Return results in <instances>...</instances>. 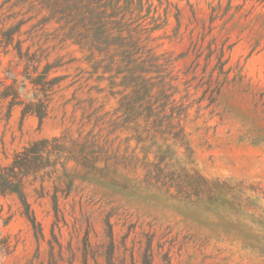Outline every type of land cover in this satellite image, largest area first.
<instances>
[{
    "label": "rangeland",
    "instance_id": "obj_1",
    "mask_svg": "<svg viewBox=\"0 0 264 264\" xmlns=\"http://www.w3.org/2000/svg\"><path fill=\"white\" fill-rule=\"evenodd\" d=\"M128 1L157 57L139 90L42 0H0V27L61 78L41 125L0 104V165L35 139L64 146L60 177L25 181L35 225L0 197V264H264V0ZM21 71L0 47V79ZM180 168L233 189L178 194L159 170Z\"/></svg>",
    "mask_w": 264,
    "mask_h": 264
},
{
    "label": "trees",
    "instance_id": "obj_2",
    "mask_svg": "<svg viewBox=\"0 0 264 264\" xmlns=\"http://www.w3.org/2000/svg\"><path fill=\"white\" fill-rule=\"evenodd\" d=\"M41 3L50 20L55 19L63 28H67L68 38L81 51H87L91 58L96 53H102L111 64L117 59L116 66L125 67V79L135 81V89L146 85L157 57L146 48L148 37L144 36L141 24L133 19L132 3L128 0H42ZM19 36L18 28L0 27V47L4 53L13 51L17 65L22 66L23 76L20 81L14 76L10 83L5 82L6 78L0 79V104L6 107L7 116L14 106H19L23 115L36 116L41 125L48 114L53 89L61 78L52 75L57 65L36 50L31 51L29 46L23 47V40ZM136 80L143 84H138ZM27 85L31 87L29 91L26 90ZM23 91L30 92L29 97L21 98ZM260 101L264 109V90ZM63 149L58 137L35 139L17 150L9 163L0 165V197L15 196L33 225L36 221L26 199L25 181L28 177L39 176L41 182L45 177H60L57 175L55 157ZM171 174L176 176L166 179V172L159 170L160 182L163 186L170 182L167 188L174 187L178 194L198 191L216 197L233 189L225 182L206 181L195 170L190 173L180 168Z\"/></svg>",
    "mask_w": 264,
    "mask_h": 264
}]
</instances>
